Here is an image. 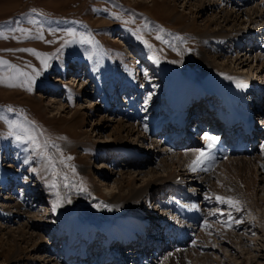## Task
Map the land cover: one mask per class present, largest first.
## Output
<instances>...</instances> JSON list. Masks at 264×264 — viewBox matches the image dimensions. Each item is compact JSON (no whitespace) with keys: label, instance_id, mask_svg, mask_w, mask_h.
Segmentation results:
<instances>
[{"label":"rangeland","instance_id":"1","mask_svg":"<svg viewBox=\"0 0 264 264\" xmlns=\"http://www.w3.org/2000/svg\"><path fill=\"white\" fill-rule=\"evenodd\" d=\"M203 16L186 0H0V61L7 62L0 63V208H5L2 204L5 197L20 190L33 206L25 215L39 224L41 229L36 232H40L48 244L55 238L53 232L59 228L58 217L74 212L82 222L97 226L98 230L103 220L118 219L131 208L145 210L159 194H164L169 182L151 192V203L143 196L129 205L117 206L111 202V192L116 190L115 179L125 180L136 173L121 176L118 172L104 180L102 173L118 164L116 150L113 152L108 145L111 136L107 137L117 117L114 113L109 115L113 122L103 131L93 130L92 120H97L103 113L101 99L105 93L112 104L107 112H116L118 92L115 88L120 85H127L120 96L123 103L136 97V89H141L137 102L143 110L145 100H151L154 91L161 87V80L174 66L194 80L204 65L203 57L211 55L208 52L210 46L203 41L210 34L204 28ZM255 27L245 28L247 31L251 28L252 37L255 36ZM20 29L27 31L21 32ZM69 31L75 35H66ZM137 36L143 39H137ZM235 39L237 42L242 37L236 35ZM65 40L72 43L61 49ZM232 48L231 51L235 52L236 48ZM21 49L49 54V68L43 69L42 55L38 58L34 52ZM71 65L78 66L77 74L73 68L70 72ZM249 65L251 69L256 67L252 61L243 68L231 67V70L215 72L218 75L222 72L226 79H234L236 73L244 76ZM36 71L41 74L35 78L29 91L25 87L27 76L21 73L34 76ZM257 73H253L254 76ZM263 73L264 68L260 74ZM72 74L84 82L76 85L77 79L73 82L75 77ZM131 80L136 82L134 88L130 85ZM260 80L264 87V77ZM99 87L102 92L92 96L94 107H90L86 91ZM255 92L258 96L259 93ZM248 96L250 101L254 100L255 95ZM157 102V105L163 104ZM10 124L14 127H9ZM9 132L13 135H8ZM17 135L21 137L19 141L15 138ZM161 135L168 134L164 130ZM139 146L140 151L150 149L146 144ZM259 149L255 164L240 162L234 154L225 158L220 156L216 164L221 166L211 171L204 182L208 183L211 198L216 199L207 208L208 211L211 209L210 220H207L210 223L203 220L200 226H191L194 235L185 241L191 244L179 247L176 263L264 264V142L256 150ZM144 163L140 161L141 166ZM152 165L153 162L141 170H148ZM157 174L165 175V172L157 171ZM184 180V176H179L178 184L183 185ZM140 181L138 178L137 184ZM2 183L8 189L2 188ZM217 197L225 198V201L221 202ZM228 198L236 204L227 202ZM166 215L168 217V213ZM238 222L244 224L236 231L245 237L241 242L236 239L237 234L232 235ZM2 233L0 264H45L47 257L43 259L40 254L46 244L44 248L32 249L34 240L29 238L30 234L22 240L17 232L12 236ZM98 234L97 231L92 241L95 251ZM161 235L162 242L168 241ZM219 238L232 240V243L234 240L237 250L229 251L223 244L224 239L220 241ZM66 240L64 232L56 248ZM78 240L81 236L72 240V248L77 247L78 244L74 243ZM219 241L223 244V254L216 250L217 246L221 247ZM35 242L39 244L40 240ZM116 243L110 246V252L115 250ZM49 251L47 254L53 252ZM95 251L89 256L90 264L95 261ZM55 256L62 257L58 252ZM168 264H174V261L170 260Z\"/></svg>","mask_w":264,"mask_h":264},{"label":"bare ground","instance_id":"2","mask_svg":"<svg viewBox=\"0 0 264 264\" xmlns=\"http://www.w3.org/2000/svg\"><path fill=\"white\" fill-rule=\"evenodd\" d=\"M186 2L196 7L202 16L209 12L208 15L203 16V25L206 31H210V34L205 36L203 41L208 47L210 46L211 51L208 52L211 55L203 57L204 65L200 74L193 80L186 72L182 74L178 66H174L161 80L162 85L154 91L151 100H147L148 102L145 100L143 110L137 102L141 89H136L138 92L136 97L127 98L129 102L123 103L120 96L125 85H120L119 88H115L118 92L116 112H107L112 104L105 93L101 99L103 113L97 117V120H92V129L103 131L104 128L110 127V122H113V118L109 115L114 113L117 117L107 137L111 136L112 141L108 145L113 152L116 150L119 158L118 164L110 171L102 173L104 180L118 172L121 176L131 172L141 175L140 177L129 175L127 179L119 181L115 179L116 190L111 192V202L117 203V206L129 205L134 204L138 197L143 196L151 203L150 194L158 186L169 182V185L165 187L168 189L164 194H159L157 200L152 202L147 209L131 208L118 219L107 220V222L103 220L98 230H96L97 226L91 227L89 223L82 222L74 212L58 217L59 228L53 232L55 238L48 244L43 240V235L36 232L41 229L39 224L30 216L25 215V212L33 208L31 202L24 198L20 190V192L12 191L10 196L3 199L2 204L5 208H0V218H2L0 232L8 236L17 232L22 240L26 238V234H30L29 238L34 240L32 249L44 248L43 245L46 244L45 250L40 254L43 255V259L47 257L45 264H90L89 256L86 254L87 247L84 245H91L92 249V241L94 242L97 231L99 233L98 244L93 264H112V260H115L114 264H168L170 260H173L174 264H179L175 262L179 258L177 251L191 244L189 241L185 243L190 236L194 235L192 232L194 229L191 226L194 224L200 226L203 220H210L209 211L211 209L209 208L208 211L207 208L212 206L216 200L211 198L212 193L208 183L204 182L208 180L211 171L221 166L219 163L216 164L220 155L210 152L208 147L210 141L206 140L205 136L226 140V143L228 140L234 141V145L228 144V148L224 149L223 158L234 154L233 156H237L240 162L257 163L256 154L260 149H256L260 148L264 142V87H262V81L259 82V79L264 77V73L260 74L264 68V42L262 44L264 41L262 40L264 38L262 37L264 34V0H186ZM251 3L254 4L251 5ZM250 25L252 28L260 25L258 28L255 27L254 37L250 33L251 28L248 29L249 32L245 29ZM236 35L241 36L242 39L234 41ZM212 43L215 45L211 46ZM232 43L233 46H231ZM232 47L236 48L235 52L231 51ZM228 53H232L233 56L231 57ZM252 61L255 62V69H251L249 65L244 76L242 73H236L237 76L234 79H226L222 72L219 75L215 72L221 69L231 70V67L233 69L243 68ZM214 62H218L217 65ZM77 67V65H71L70 72L75 70L74 74H77ZM258 70H260L259 74ZM253 73L257 75L254 76ZM71 76L75 77H71L73 82L77 79L76 85L78 86L84 82L83 79L77 77L78 75L72 74ZM249 76H251L250 79ZM130 85L134 88L136 82L131 80ZM254 91H257L259 95L257 96ZM86 92L89 95L88 104L94 107L92 96L102 92L100 87L97 90L89 89ZM248 94L255 95L253 101L249 100ZM196 100L198 102H195ZM157 101L163 104L157 105ZM192 102H195L199 109L190 120L186 115V110ZM182 121L184 124L181 123ZM192 124L195 126L190 127ZM186 126L190 128H187V131ZM164 130L168 135H161ZM137 132L138 134L135 135ZM140 144H146L150 149L140 151ZM156 148L159 150L155 151ZM200 153H203V156L193 165V161H197ZM164 155H168L167 158ZM156 159L157 162H155ZM140 161H145L143 166L140 165ZM151 162L154 165L149 166L148 170H141ZM192 167L196 170L193 171ZM157 171L165 172V175L157 174ZM181 175L186 181L183 185L178 184V177ZM138 178L141 179L139 184H137ZM1 185L2 188L8 189L4 183ZM122 198L125 200L122 201ZM56 212L59 214L58 211ZM23 218L26 219L22 221ZM152 221L157 228L147 229ZM13 223H17L18 226L12 227ZM242 227L244 224L240 225L238 222L232 230V235L236 236V231ZM150 231L154 234L148 235L147 232ZM64 232H66L67 240L56 248ZM139 233L141 235L144 233L141 241L137 240ZM160 234L168 241L162 242ZM77 236H81V240L74 243L78 244L74 249L71 247L72 240ZM154 236L157 238L154 239ZM242 238L245 237L241 233L237 234V240L241 242ZM219 239L221 241L224 238ZM35 240H40V243L37 244ZM220 241L221 247L217 246L216 250L221 254L224 252L222 251L223 244L229 248V251L237 250V246L234 247L233 244L234 240L232 243V240L229 242L224 239L223 244ZM114 242H117L118 252L109 250ZM142 243L147 244L148 247L144 249L139 246ZM123 246H128L125 251ZM49 250L53 252L47 254ZM56 252L62 255L61 259L55 256ZM228 260L231 262V259Z\"/></svg>","mask_w":264,"mask_h":264},{"label":"snow or ice","instance_id":"3","mask_svg":"<svg viewBox=\"0 0 264 264\" xmlns=\"http://www.w3.org/2000/svg\"><path fill=\"white\" fill-rule=\"evenodd\" d=\"M33 11H34V10H33ZM20 31H21V32H26L27 30H25V29H20ZM66 35L74 36L75 34H74L73 32H71V31H69L68 33H66ZM5 38H7V37H5ZM38 38L43 39V36H39ZM158 38H159V37H158ZM137 39L142 40L143 38H142L141 36H137ZM48 42L51 43V41H48ZM89 42H90V41H89ZM143 42H144L149 48L152 47V45H151V44H148L147 41H143ZM70 43H72L71 40H65L64 43L61 44V49H62L63 47H65V45L70 44ZM21 51H32V52H34L35 55H37L38 58L42 55V56L44 57L43 59H41V65H42L43 69L46 70V69L49 68V66H50V65H49V60L51 59V57L49 56V54H46V53H45V54L35 53V50H32V49H21ZM59 51H60V49L57 50V52H59ZM153 59H155V57H153ZM156 62L158 63L159 61L157 60ZM0 63H7V62H6V61H0ZM40 74H41L40 71H36L34 76L28 75L27 73H21V75H25V76H27V81H26V83H25V87H27V89H28L29 91L32 90L31 85H33V84L35 83V78H36L37 76H39ZM10 86H15V85H10ZM240 87H244V85H240ZM9 111H11V109H9ZM9 127H14V125L10 124ZM8 135L11 136V135H13V133L9 132ZM15 138H16V140H18V141L21 139V137L18 136V135H17ZM205 139L208 140V141H210L208 147L211 148V147L214 146V143H215V141H216L218 138H216V137H211V136H207V135H206V136H205ZM202 156H203V153H200V156L197 157V161H193V165H195V164L199 161L200 157H202ZM192 170L195 171V170H196L195 167H192ZM217 199H218V200H221V202H224V201H225V198H222V197H217ZM227 202H229V203H231V204H233V205L236 204V202H235V201H232L230 198H228V201H227ZM57 206H58V205H57Z\"/></svg>","mask_w":264,"mask_h":264}]
</instances>
